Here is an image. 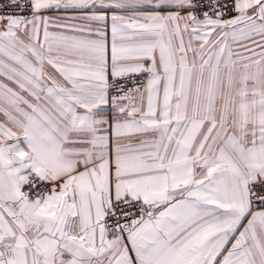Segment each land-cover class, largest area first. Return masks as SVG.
<instances>
[{
    "label": "snow or ice",
    "instance_id": "1",
    "mask_svg": "<svg viewBox=\"0 0 264 264\" xmlns=\"http://www.w3.org/2000/svg\"><path fill=\"white\" fill-rule=\"evenodd\" d=\"M0 264H264V0H0Z\"/></svg>",
    "mask_w": 264,
    "mask_h": 264
},
{
    "label": "crops",
    "instance_id": "2",
    "mask_svg": "<svg viewBox=\"0 0 264 264\" xmlns=\"http://www.w3.org/2000/svg\"><path fill=\"white\" fill-rule=\"evenodd\" d=\"M108 38H109V42H110V39H111L110 29H109V33H108Z\"/></svg>",
    "mask_w": 264,
    "mask_h": 264
}]
</instances>
